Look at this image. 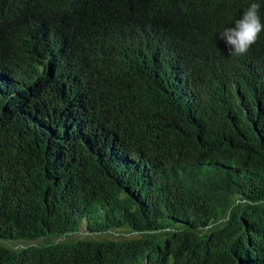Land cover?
Masks as SVG:
<instances>
[{
	"label": "trees",
	"instance_id": "trees-1",
	"mask_svg": "<svg viewBox=\"0 0 264 264\" xmlns=\"http://www.w3.org/2000/svg\"><path fill=\"white\" fill-rule=\"evenodd\" d=\"M252 2L0 0V264H264Z\"/></svg>",
	"mask_w": 264,
	"mask_h": 264
},
{
	"label": "clouds",
	"instance_id": "clouds-1",
	"mask_svg": "<svg viewBox=\"0 0 264 264\" xmlns=\"http://www.w3.org/2000/svg\"><path fill=\"white\" fill-rule=\"evenodd\" d=\"M260 8V3H250L241 17L220 33V39L225 42L230 55H246L264 32Z\"/></svg>",
	"mask_w": 264,
	"mask_h": 264
},
{
	"label": "rangeland",
	"instance_id": "rangeland-1",
	"mask_svg": "<svg viewBox=\"0 0 264 264\" xmlns=\"http://www.w3.org/2000/svg\"><path fill=\"white\" fill-rule=\"evenodd\" d=\"M137 237L136 234H127L121 230L116 231V232H111L108 234H103V235H91L85 232L84 230V224L82 223L79 227L78 232L71 234L69 236V239L72 241H76V240H82V239H95V240H99V239H118V238H135ZM25 245V244H24ZM19 247V245H15L14 248Z\"/></svg>",
	"mask_w": 264,
	"mask_h": 264
}]
</instances>
